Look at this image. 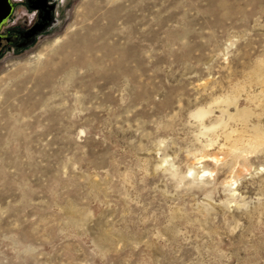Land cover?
Masks as SVG:
<instances>
[{
  "label": "rangeland",
  "instance_id": "rangeland-1",
  "mask_svg": "<svg viewBox=\"0 0 264 264\" xmlns=\"http://www.w3.org/2000/svg\"><path fill=\"white\" fill-rule=\"evenodd\" d=\"M130 1H12L0 264H264V0Z\"/></svg>",
  "mask_w": 264,
  "mask_h": 264
},
{
  "label": "bare ground",
  "instance_id": "bare-ground-1",
  "mask_svg": "<svg viewBox=\"0 0 264 264\" xmlns=\"http://www.w3.org/2000/svg\"><path fill=\"white\" fill-rule=\"evenodd\" d=\"M130 1V0H129ZM131 2V1H130ZM7 3H8V1H7ZM137 3V2H136ZM114 6V5H113ZM109 7V6H108ZM122 6H121V4H117L114 8H112V10L113 9H119V8H121ZM94 8V7H93ZM95 9V8H94ZM97 12V11H96ZM126 12V11H125ZM127 13V12H126ZM92 14H93V12H92ZM95 14V13H94ZM132 13H128V16H129V18L130 17H132L133 15H131ZM133 18V17H132ZM96 21V20H95ZM98 24V23H97ZM93 26H95L96 24L94 23V24H92ZM92 26V27H93ZM129 29V28H128ZM131 32V31H130ZM122 34V33H121ZM120 34V35H121ZM76 36V35H75ZM124 36V35H123ZM74 37V36H73ZM115 38V37H114ZM61 39V38H60ZM76 41V40H75ZM67 43V42H66ZM66 43L65 44H63V45H66ZM73 43V42H72ZM74 44H76L75 42H74ZM77 44H78V42H77ZM52 45V44H51ZM63 45H61V47L60 48H65V47H62ZM70 45V44H69ZM71 46V45H70ZM74 46V45H73ZM73 46H71V47H73ZM129 49V48H128ZM41 54V53H40ZM38 55V54H37ZM261 81V80H260ZM254 82V81H253ZM258 82V81H257ZM254 83H256V82H254ZM263 83H264V81H263ZM252 84V83H251ZM237 85H239V84H237ZM235 89V88H234ZM263 90V89H262ZM233 91V90H232ZM237 92V91H236ZM235 92V93H236ZM264 92V91H263ZM230 93V92H229ZM247 94V93H246ZM249 94V93H248ZM262 96V95H261ZM225 98V97H224ZM263 98H264V95H263ZM248 99V98H247ZM229 101V100H228ZM260 101V100H259ZM230 102V101H229ZM216 103V102H215ZM228 103V102H227ZM235 103V102H234ZM232 104V103H231ZM235 105V104H234ZM213 107V106H212ZM207 108V107H206ZM221 108V107H220ZM226 108V107H225ZM210 109H211V106H210ZM223 109V108H222ZM207 110V109H206ZM213 110V109H212ZM244 110V109H243ZM200 112L198 113V116L199 117H201V118H203V116H204V112L202 111V110H199ZM223 111V110H222ZM238 111V110H237ZM246 111V110H245ZM209 112V111H208ZM229 112V111H228ZM248 112V111H247ZM246 113V112H245ZM257 113H258V111H257ZM256 113V114H257ZM229 114V113H228ZM228 114H227V116H228ZM195 115H197V114H195ZM233 115V114H232ZM221 116V115H220ZM230 116V115H229ZM241 116V115H240ZM197 118V117H196ZM224 118V117H223ZM217 119H219V118H217ZM230 119H232V118H230ZM233 119H235V116L233 117ZM220 120V119H219ZM218 120V121H219ZM226 120V119H225ZM238 120V121H237ZM237 120L235 121L236 123H234V121H233V123H234V125L233 126H235V127H233L232 128V125H231V129L230 130H228L229 129V124L228 123H230V122H226V121H223V119L222 120H220V123L217 121V123H218V125H216L215 126V129L218 127V126H220L222 129H223V131L225 130V134H227V137L228 136H232L233 135V132L235 131V130H238L239 128L240 129H242L244 132L245 131H248V127H249V121H248V119H239V118H237ZM216 121V120H215ZM259 121V120H258ZM254 122V121H253ZM260 122V121H259ZM253 124V123H252ZM256 124V123H255ZM211 126V125H210ZM214 126V125H213ZM212 126V127H213ZM254 126V125H253ZM253 126H251V127H253ZM263 126V125H262ZM239 127V128H238ZM255 127H257V126H255ZM214 128V127H213ZM220 128V129H221ZM254 128V127H253ZM263 128V127H262ZM210 129V128H209ZM252 129V128H251ZM255 129V128H254ZM218 130V129H217ZM226 130H228V131H226ZM212 131V130H211ZM220 131V130H219ZM254 131V130H253ZM259 131H261V130H259ZM258 131V132H259ZM255 132V131H254ZM257 132V131H256ZM256 132H255V134L253 133L252 135L250 134V136L252 137V136H254L253 138H251V140L248 142V144H249V146L250 145H256V144H258V140L259 139H261V134H256ZM214 133V132H213ZM218 133V132H217ZM235 133V132H234ZM238 133V132H237ZM240 133V132H239ZM252 133V132H251ZM260 133V132H259ZM219 134H220V132H219ZM224 134V135H225ZM246 134V133H245ZM221 135H223L222 133H221ZM242 135V134H241ZM247 135H249V133L247 134ZM217 136V135H216ZM240 136V135H239ZM239 136L238 137H235V139L237 138H239ZM245 136V135H244ZM222 137V136H221ZM225 137H226V135H225ZM243 138V137H242ZM248 138V137H247ZM249 138V139H250ZM236 139V140H237ZM241 139V138H240ZM225 140V139H224ZM230 140V139H229ZM228 140V141H229ZM242 140V139H241ZM231 141V140H230ZM245 141V140H244ZM262 141V140H261ZM260 141V142H261ZM241 142V141H240ZM225 144V143H224ZM227 144V143H226ZM231 144V147H230V152H232L231 154H236V156L237 155H239L238 153H239V149H238V147H237V144H232V143H230ZM241 144V143H240ZM260 144V143H259ZM222 145V144H221ZM246 145V144H245ZM223 146V145H222ZM228 146H230V145H228ZM239 147L241 148V146L239 145ZM244 147V146H243ZM246 147V146H245ZM248 147V146H247ZM254 148V147H253ZM244 149V148H243ZM242 149H240V151H241ZM247 151V150H246ZM228 152V151H227ZM229 152V153H230ZM243 152H245V150H243ZM241 153V152H240ZM242 154V153H241ZM212 155V154H211ZM195 159H196V162L198 163V162H202L203 160H206V159H212V160H217V158H216V156H209V153L208 154H206V152H204V153H200V154H198V155H196L195 156ZM201 171H203V172H206L207 170L206 169H203V170H201Z\"/></svg>",
  "mask_w": 264,
  "mask_h": 264
},
{
  "label": "flooded vegetation",
  "instance_id": "flooded-vegetation-1",
  "mask_svg": "<svg viewBox=\"0 0 264 264\" xmlns=\"http://www.w3.org/2000/svg\"><path fill=\"white\" fill-rule=\"evenodd\" d=\"M8 1V5H9V7H10V9H9V13L7 14V16L0 22V28H1V26H2V24H4V23H7L8 21H10V19L13 17V15H14V10H15V5L13 4V2L12 1H14V0H7ZM20 2H23L24 0H19ZM39 1L40 0H32V3H36V4H38L39 3ZM43 1V4H45V6H47L46 4L49 2V0H42ZM19 6H21V7H24L25 9H27L28 7L26 6V5H21V4H19ZM52 9H53V6H52ZM39 12V11H38ZM50 17H51V13H50V15H49ZM16 38H18V36H16V35H14L13 37H12V39H16Z\"/></svg>",
  "mask_w": 264,
  "mask_h": 264
},
{
  "label": "water",
  "instance_id": "water-1",
  "mask_svg": "<svg viewBox=\"0 0 264 264\" xmlns=\"http://www.w3.org/2000/svg\"><path fill=\"white\" fill-rule=\"evenodd\" d=\"M9 9L7 0H0V22L7 16Z\"/></svg>",
  "mask_w": 264,
  "mask_h": 264
}]
</instances>
